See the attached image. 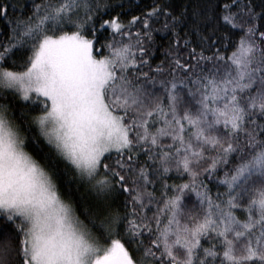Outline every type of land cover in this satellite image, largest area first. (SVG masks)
I'll return each mask as SVG.
<instances>
[{"label": "snow or ice", "instance_id": "snow-or-ice-1", "mask_svg": "<svg viewBox=\"0 0 264 264\" xmlns=\"http://www.w3.org/2000/svg\"><path fill=\"white\" fill-rule=\"evenodd\" d=\"M0 264H264V0H0Z\"/></svg>", "mask_w": 264, "mask_h": 264}, {"label": "trees", "instance_id": "trees-1", "mask_svg": "<svg viewBox=\"0 0 264 264\" xmlns=\"http://www.w3.org/2000/svg\"><path fill=\"white\" fill-rule=\"evenodd\" d=\"M9 3H13V2H16V0H8ZM20 2H23V0H20ZM125 4L127 5L128 3V0H124ZM131 2L133 4H138V3H141V2H144V3H148L149 0H131ZM163 56V53L162 51H158L154 57V63L155 62H158L160 58H162ZM44 151H47V148H44ZM223 173L221 172L220 175H222ZM210 187H212V191H213V194H215L217 191H220V192H223L224 191V187L223 186H217V182L215 180L212 181V184L210 185ZM71 190L72 194L74 196H78L79 194L75 192V188L74 186H68L65 188V191H69Z\"/></svg>", "mask_w": 264, "mask_h": 264}]
</instances>
